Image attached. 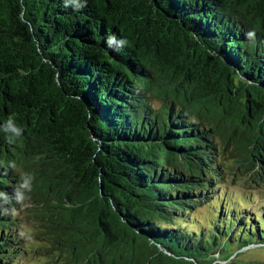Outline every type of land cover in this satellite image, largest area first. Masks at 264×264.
<instances>
[{
  "label": "trees",
  "instance_id": "1",
  "mask_svg": "<svg viewBox=\"0 0 264 264\" xmlns=\"http://www.w3.org/2000/svg\"><path fill=\"white\" fill-rule=\"evenodd\" d=\"M169 17L264 90V0H0V264L28 205L69 264H160L124 222L183 264H264V205L228 185L263 181L264 98Z\"/></svg>",
  "mask_w": 264,
  "mask_h": 264
},
{
  "label": "rangeland",
  "instance_id": "2",
  "mask_svg": "<svg viewBox=\"0 0 264 264\" xmlns=\"http://www.w3.org/2000/svg\"><path fill=\"white\" fill-rule=\"evenodd\" d=\"M228 185H230L229 190L232 191L233 194L243 193L252 198L255 201L252 203L255 212L264 205V199L259 195V192L256 191H264V174L263 181L260 182L258 186L251 181L246 182L240 178H233V176L229 177ZM228 200L230 199L228 198ZM32 208L34 207L28 205V211L31 215L30 217L26 215L23 218V220H25L23 227L27 231L25 243L27 246L26 250L28 251L25 264H69L68 258L65 257L66 254L60 252L51 244V239L43 231L40 223H38L40 219L38 218L39 216L37 217V214H35L36 210ZM34 216L37 218L35 219Z\"/></svg>",
  "mask_w": 264,
  "mask_h": 264
},
{
  "label": "water",
  "instance_id": "3",
  "mask_svg": "<svg viewBox=\"0 0 264 264\" xmlns=\"http://www.w3.org/2000/svg\"><path fill=\"white\" fill-rule=\"evenodd\" d=\"M170 21L175 30L179 32V34L185 36L190 40V42H192L193 50L198 57L212 62L216 67H219L221 69L222 74L234 79L237 84L242 85L246 90L251 91L259 98H264V90L253 87L245 78L242 77L239 71L234 68L233 64L230 63L226 57H224L222 54L218 55L216 52L210 49L206 41H203L194 31L187 28L180 20H177L176 18H170ZM81 108L87 116H91L90 109L86 104L83 103L81 105ZM90 133L92 134L91 137L94 140V134L91 129ZM124 224L127 225L128 231L131 233L134 240L144 243L148 247V249L153 252L154 261L157 260V262L160 264L182 263L180 262V258L168 252L167 249L158 244L152 238L146 237L144 234L136 232L127 223L124 222Z\"/></svg>",
  "mask_w": 264,
  "mask_h": 264
},
{
  "label": "bare ground",
  "instance_id": "4",
  "mask_svg": "<svg viewBox=\"0 0 264 264\" xmlns=\"http://www.w3.org/2000/svg\"><path fill=\"white\" fill-rule=\"evenodd\" d=\"M226 204L229 206V204H230V203H229V202H227Z\"/></svg>",
  "mask_w": 264,
  "mask_h": 264
},
{
  "label": "clouds",
  "instance_id": "5",
  "mask_svg": "<svg viewBox=\"0 0 264 264\" xmlns=\"http://www.w3.org/2000/svg\"><path fill=\"white\" fill-rule=\"evenodd\" d=\"M249 35H252V33H249Z\"/></svg>",
  "mask_w": 264,
  "mask_h": 264
}]
</instances>
